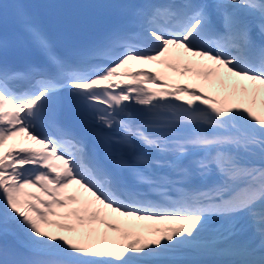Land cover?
<instances>
[{"label": "snow or ice", "instance_id": "obj_1", "mask_svg": "<svg viewBox=\"0 0 264 264\" xmlns=\"http://www.w3.org/2000/svg\"><path fill=\"white\" fill-rule=\"evenodd\" d=\"M120 7L62 54L0 3V264H264V0Z\"/></svg>", "mask_w": 264, "mask_h": 264}, {"label": "bare ground", "instance_id": "obj_2", "mask_svg": "<svg viewBox=\"0 0 264 264\" xmlns=\"http://www.w3.org/2000/svg\"><path fill=\"white\" fill-rule=\"evenodd\" d=\"M9 241H11V237H9Z\"/></svg>", "mask_w": 264, "mask_h": 264}]
</instances>
